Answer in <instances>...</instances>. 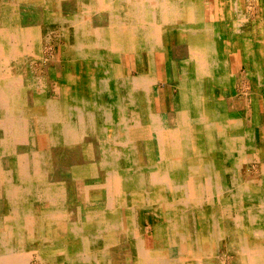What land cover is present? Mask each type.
Instances as JSON below:
<instances>
[{"label":"bare ground","instance_id":"bare-ground-1","mask_svg":"<svg viewBox=\"0 0 264 264\" xmlns=\"http://www.w3.org/2000/svg\"><path fill=\"white\" fill-rule=\"evenodd\" d=\"M204 3L0 0V264H264V0Z\"/></svg>","mask_w":264,"mask_h":264},{"label":"crops","instance_id":"crops-1","mask_svg":"<svg viewBox=\"0 0 264 264\" xmlns=\"http://www.w3.org/2000/svg\"><path fill=\"white\" fill-rule=\"evenodd\" d=\"M207 2L208 0H205V3H204V6H206L205 8H207ZM209 9V7H208ZM238 27L240 28L241 27V24L238 25ZM245 27V26H244ZM264 35L262 36V45H261V52L264 54ZM134 61V66L136 67L137 64H136V60H133ZM242 61V64H240V62ZM231 70L233 72V74H240L242 73V71H244V62H243V56L241 54H239V56H232L231 57ZM149 67V65L147 66ZM168 70H167V67L164 63H162L159 59V57L156 58V61H155V69H154V74H155V81H156V84L158 83V87L159 89L161 90L160 91V94L162 96V98L165 99L163 105H168L171 103V96H175V94H178L179 92H177L175 89L173 90V92H171L170 90V87L168 86V74H167ZM210 86L206 87L205 91L206 90H210ZM213 93L215 94V96H218L219 94V90H218V87H213ZM204 91V92H205ZM212 92V91H211ZM256 141L258 144H262L264 146V128L263 129H257V137H256Z\"/></svg>","mask_w":264,"mask_h":264},{"label":"rangeland","instance_id":"rangeland-1","mask_svg":"<svg viewBox=\"0 0 264 264\" xmlns=\"http://www.w3.org/2000/svg\"><path fill=\"white\" fill-rule=\"evenodd\" d=\"M10 1H13V0H10ZM54 47L52 46V45H49V41H48V43L47 44H45L44 43V46H43V48H42V50H41V52H40V57H39V59L37 60V59H35L33 62H32V74H33V76H34V79H39V77H43L44 75H45V70L43 69V67L42 66H44V63L48 60V61H51V60H53V59H55L56 58V56L54 55ZM44 55V56H43ZM46 57V58H45ZM50 59V60H49ZM38 62H37V61ZM45 60V61H44ZM134 60V59H133ZM34 64V65H33ZM240 64H242V61L240 62ZM243 65V64H242ZM43 72V73H42ZM165 100V99H164ZM262 101V100H261ZM166 107H167V105H166ZM39 111H35V115L38 113ZM39 115H41V114H39ZM151 218V219H150ZM147 224L148 225H151L152 223H153V221H152V217H150V216H148V218H147ZM150 239H152V238H150ZM223 261H224V257L221 259V263L220 264H222L223 263ZM225 264V263H224ZM241 264V263H240Z\"/></svg>","mask_w":264,"mask_h":264}]
</instances>
